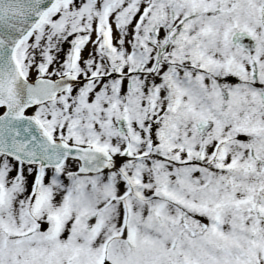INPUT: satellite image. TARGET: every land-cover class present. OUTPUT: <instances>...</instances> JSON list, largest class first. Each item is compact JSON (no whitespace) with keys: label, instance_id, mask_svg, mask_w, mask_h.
I'll use <instances>...</instances> for the list:
<instances>
[{"label":"snow or ice","instance_id":"snow-or-ice-1","mask_svg":"<svg viewBox=\"0 0 264 264\" xmlns=\"http://www.w3.org/2000/svg\"><path fill=\"white\" fill-rule=\"evenodd\" d=\"M0 264H264V0H0Z\"/></svg>","mask_w":264,"mask_h":264}]
</instances>
